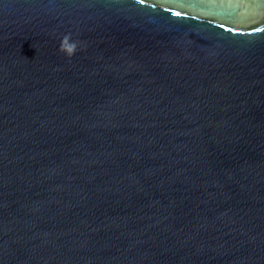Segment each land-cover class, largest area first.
I'll list each match as a JSON object with an SVG mask.
<instances>
[{
    "label": "water",
    "instance_id": "1",
    "mask_svg": "<svg viewBox=\"0 0 264 264\" xmlns=\"http://www.w3.org/2000/svg\"><path fill=\"white\" fill-rule=\"evenodd\" d=\"M0 264H264V0H0Z\"/></svg>",
    "mask_w": 264,
    "mask_h": 264
},
{
    "label": "clouds",
    "instance_id": "2",
    "mask_svg": "<svg viewBox=\"0 0 264 264\" xmlns=\"http://www.w3.org/2000/svg\"><path fill=\"white\" fill-rule=\"evenodd\" d=\"M77 45L76 43H69L68 38L65 37L62 44H61V50L65 51L66 54L71 55L74 50L76 49Z\"/></svg>",
    "mask_w": 264,
    "mask_h": 264
},
{
    "label": "snow or ice",
    "instance_id": "3",
    "mask_svg": "<svg viewBox=\"0 0 264 264\" xmlns=\"http://www.w3.org/2000/svg\"><path fill=\"white\" fill-rule=\"evenodd\" d=\"M145 2V0H140V3H144ZM176 15H179L180 13L179 12H176L175 13ZM222 27H223V25H221Z\"/></svg>",
    "mask_w": 264,
    "mask_h": 264
}]
</instances>
